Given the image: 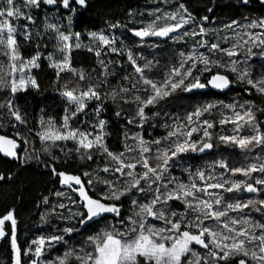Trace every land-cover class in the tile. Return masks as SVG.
Here are the masks:
<instances>
[{"label": "snow or ice", "instance_id": "snow-or-ice-1", "mask_svg": "<svg viewBox=\"0 0 264 264\" xmlns=\"http://www.w3.org/2000/svg\"><path fill=\"white\" fill-rule=\"evenodd\" d=\"M152 2L85 43L73 18L88 0H0V157L53 185L41 234L21 242L15 208L0 212L11 264H264V156L249 155L264 153V14ZM39 72L60 114L29 121L17 101L41 90Z\"/></svg>", "mask_w": 264, "mask_h": 264}, {"label": "trees", "instance_id": "trees-1", "mask_svg": "<svg viewBox=\"0 0 264 264\" xmlns=\"http://www.w3.org/2000/svg\"><path fill=\"white\" fill-rule=\"evenodd\" d=\"M187 3L190 10L197 11L198 14H203L206 6L215 5V12L213 15L221 20H227L228 18L240 19L242 15H248L251 17L253 14L259 16L264 14V8L259 6L258 0H251V3L247 7L238 6V0H184ZM156 5L152 0H88L87 9H80L76 16L73 18V31L80 32L87 43L86 31L99 30L105 28L103 23L105 20L115 22L120 20L126 23L128 19L127 13L131 9L133 11L134 18L137 22L140 18V14H144V19H147V12L154 8ZM43 15V13H42ZM66 23V22H65ZM133 26H138V23ZM120 30H117L119 34ZM129 39H131L130 33H125ZM155 40V38H152ZM144 54L148 55L153 50L148 48L147 45H143ZM28 51H25V55ZM163 55V53H161ZM149 58H151L149 56ZM79 61L82 62L80 66L89 68L92 61L89 59L87 53H81ZM46 69V64L44 65ZM260 68L257 64L256 74L259 75ZM40 75V88L39 92L29 91L27 95H21L17 103L23 110L28 113L29 121H34L41 115V109H44L49 115L59 116L57 105L59 101L53 94L52 89V76L45 75L43 72H39ZM113 84L116 82L112 81ZM208 91V90H205ZM232 92H227L218 99L229 102V98L232 97ZM209 98H212L211 96ZM245 98L247 94H245ZM255 103L259 106L262 102L259 97H253ZM183 102H177L176 108L173 111L178 110L179 104ZM261 120H264V116H260ZM219 131V127L217 128ZM157 132H160L157 129ZM117 128H112V139L109 141L111 146L117 144ZM71 146V145H70ZM23 152V149L22 151ZM227 155V153L225 154ZM253 158L257 156H264L259 149H254L249 154ZM241 156L233 154L231 163H235L237 166L241 163ZM210 162V158H205ZM255 159L245 161V163H254ZM197 163L203 164L204 161ZM0 170H11L13 173L12 180H5L0 183V212L4 211L6 207H14L15 214L19 220L20 238L23 242L24 238L32 235H39L41 232L37 229H42L44 226L39 224V215L43 211V205L38 208L41 197L49 194V189L53 188L49 177L44 174L42 166H38L35 162H32L30 166L17 167L14 161H8L0 157ZM179 174V173H177ZM256 175V174H254ZM50 199L55 200V197ZM62 251V249H61ZM0 264H11L10 248L7 241H0Z\"/></svg>", "mask_w": 264, "mask_h": 264}, {"label": "water", "instance_id": "water-1", "mask_svg": "<svg viewBox=\"0 0 264 264\" xmlns=\"http://www.w3.org/2000/svg\"><path fill=\"white\" fill-rule=\"evenodd\" d=\"M21 151H22V149H21ZM9 161V160H8Z\"/></svg>", "mask_w": 264, "mask_h": 264}]
</instances>
